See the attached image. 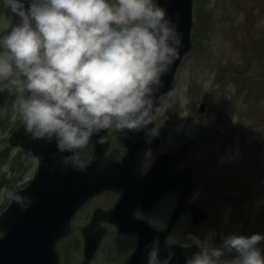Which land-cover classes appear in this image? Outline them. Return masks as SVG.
Returning <instances> with one entry per match:
<instances>
[{"label": "clouds", "instance_id": "1", "mask_svg": "<svg viewBox=\"0 0 264 264\" xmlns=\"http://www.w3.org/2000/svg\"><path fill=\"white\" fill-rule=\"evenodd\" d=\"M13 22L0 32V93L22 92L17 109L34 139L55 141L66 153L62 163L80 167L76 149L108 129L128 137L154 124L164 105L156 93L179 54L183 35L159 0H0ZM152 124V127H148ZM128 145L119 140L112 159L123 163ZM22 207L30 198L11 194ZM264 233L232 231L215 240L189 232L177 242L197 250L184 264H264ZM148 264H172L173 251L161 254L156 236Z\"/></svg>", "mask_w": 264, "mask_h": 264}, {"label": "rangeland", "instance_id": "2", "mask_svg": "<svg viewBox=\"0 0 264 264\" xmlns=\"http://www.w3.org/2000/svg\"><path fill=\"white\" fill-rule=\"evenodd\" d=\"M8 18L0 12V32L10 23ZM263 31L264 0L194 1V48L178 70L176 89L157 104L164 105L155 117L163 143L146 158L148 167L161 152L180 143L191 146L185 163L194 169L196 192L189 203L208 210L211 217L192 227L190 213L185 214L171 239L174 242L185 239L189 232L204 237L215 230L218 243L222 234L232 231L264 233V42L258 47L260 54L251 48ZM22 94L16 90L0 105V152L11 148L13 156H20L12 163L14 169L23 170L6 178L15 190L7 184L0 188V213L9 205L11 194L35 176L36 161L9 144L10 134L23 121L16 106ZM201 104L206 105L205 114L199 110ZM110 134L116 141L119 131L112 129ZM76 151L81 163H86L88 148ZM254 160L250 169L249 161ZM10 168L12 165L3 171ZM169 198L150 215L153 225L160 227L166 222L163 216L171 207ZM95 203L103 204L100 199ZM109 236L98 252L100 257L123 256L134 247L127 237L115 232ZM260 243L264 246V241ZM72 249L82 250V241H74ZM196 250L194 244L189 249L190 253ZM64 251L61 245L63 257Z\"/></svg>", "mask_w": 264, "mask_h": 264}, {"label": "water", "instance_id": "3", "mask_svg": "<svg viewBox=\"0 0 264 264\" xmlns=\"http://www.w3.org/2000/svg\"><path fill=\"white\" fill-rule=\"evenodd\" d=\"M194 0H159L168 10V15L178 22L183 35L179 54L170 71L162 77L164 83L156 93L155 103L161 96L176 88V73L182 60L192 50L191 31L193 26ZM11 91V90H10ZM10 91L0 93V103H4ZM206 106H200L201 112ZM155 124V122H154ZM150 124L148 127H152ZM108 130L101 135L107 142L98 143L96 136L91 138L95 151L86 166L70 167L62 163V156L56 142L34 139L26 133L24 124L13 133L12 146H21L38 158V170L31 183L19 190L18 194L30 198L27 207L12 198L10 206L0 216V264H59L56 244L68 234L70 222L76 211L94 195L112 190L121 196L119 204L109 212H97L92 222L83 230L87 262L94 256L105 232L99 229L100 219L119 224L121 233L138 234V247L130 264H139L147 259L146 244L156 237L160 238L161 254L173 251L172 264H184L190 255L181 244L170 246L167 239L180 217L186 210L187 200L193 192L194 172L190 167L180 169L189 152L188 144H181L174 151L161 154L151 169L143 174L142 163L150 149L161 145L158 135L147 138L142 129L132 132L128 137L119 136L128 145L124 162L113 160ZM171 192L178 196L175 209L165 230L152 228L143 219H135L137 208L147 211L160 199ZM192 226L208 218V212L198 205L191 206ZM1 232L4 236H1ZM145 255V256H144Z\"/></svg>", "mask_w": 264, "mask_h": 264}, {"label": "flooded vegetation", "instance_id": "4", "mask_svg": "<svg viewBox=\"0 0 264 264\" xmlns=\"http://www.w3.org/2000/svg\"><path fill=\"white\" fill-rule=\"evenodd\" d=\"M0 12L1 13L4 12L5 15L7 17H9L7 19L8 21L10 19V23L6 26V28L3 31H1V32H4L11 25L13 16L7 8H0ZM16 90H17L16 88H12L11 93H10V97L13 94V92H15ZM161 153H159L156 156L155 160L157 159V157ZM26 154L31 155V153H29V152H27ZM155 160L153 161V163L151 165H148V167H147V163L145 162L144 163V169H142V172L143 173L147 172L150 169V167L154 164ZM254 163H256L255 160H254V162L249 164L250 169H251V165H253ZM186 166H187V164L185 163L184 165L181 166V168H185ZM110 196L113 197L112 200L108 199V197H110ZM169 197H171V200H172L171 208H170V211L167 212V214L165 213V216H163V218H165V220L167 218V220H166V222L164 220L165 223L162 226L157 227V226H155V224L153 225V223L151 222L150 215L158 207H160V205H162V203H164L165 200H167V198H169ZM99 199H100V203H103V204L95 203ZM104 200H106V202H102ZM119 200H120V195L118 193L106 191V192H103V193L93 197L92 199H90L86 204H84L76 212V214L74 215L72 222H71L70 233L66 237H64L63 239H61L59 241L60 246L62 245V247L66 248V251H64L66 256L63 257L60 255V264H85L86 263V252L84 250L83 229L92 222V220L95 218V216L99 210L110 211L117 205ZM176 201H177V196L175 194L166 195L165 197H163L161 199V201L158 203V205H156V207L152 208L151 210H149L147 212H143L141 209H137L134 212V216L136 218H143L146 221H148L152 227L159 229V230H162L166 227V224L168 223V220H169L170 215L172 213V209L174 208V206L176 204ZM185 214H187V211L184 213V215ZM184 215L179 220L178 224L180 223V221H182ZM206 222L207 221H204L200 225H202ZM99 227L106 228V235H105L100 247L103 245L105 240L111 238V236H109V235L113 232H115L116 235L127 237L130 240L131 244H134V247L132 250L125 251L123 253V256H119V257L110 256V255L100 257L99 253H98L99 252V249H98V251L95 253V256L90 260L89 264H129L130 263L129 261H130L131 257L134 255L135 249L137 247L138 236L136 234H133V233L121 234L119 232V225L117 223H112V222L108 221L107 219H100ZM172 237H173V235L168 239V243L170 245L178 244V242H174L171 240ZM74 241L75 242L78 241L79 243H80V241H82V250L72 249V244ZM139 264H148V261H147V259H140Z\"/></svg>", "mask_w": 264, "mask_h": 264}, {"label": "trees", "instance_id": "5", "mask_svg": "<svg viewBox=\"0 0 264 264\" xmlns=\"http://www.w3.org/2000/svg\"><path fill=\"white\" fill-rule=\"evenodd\" d=\"M255 1V0H254ZM258 5H260V3H258ZM248 34H250L249 30L247 31ZM263 42H264V31L260 37L259 40H253L252 43V49H254V51H256L257 54L261 53V50H258V47H262L263 46ZM12 149L11 148H6L5 150L0 152V188H2L4 186V184H7L10 186V188L12 189H16L15 186H12L11 182H6L7 181V177L9 176V174L14 173L15 171H23L22 169H17L15 170L13 167V161L15 158H20L19 155L17 156H13L11 153ZM12 165V168L8 169L7 171H3L4 167Z\"/></svg>", "mask_w": 264, "mask_h": 264}]
</instances>
